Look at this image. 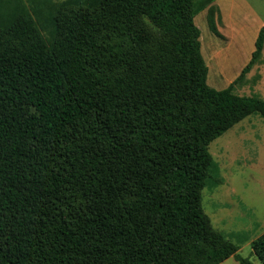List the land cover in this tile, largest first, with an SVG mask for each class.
Segmentation results:
<instances>
[{
	"label": "trees",
	"instance_id": "1",
	"mask_svg": "<svg viewBox=\"0 0 264 264\" xmlns=\"http://www.w3.org/2000/svg\"><path fill=\"white\" fill-rule=\"evenodd\" d=\"M197 9L15 0L0 21V264H252L201 193L210 143L264 117V99L207 84ZM251 249L264 264V233Z\"/></svg>",
	"mask_w": 264,
	"mask_h": 264
},
{
	"label": "rangeland",
	"instance_id": "2",
	"mask_svg": "<svg viewBox=\"0 0 264 264\" xmlns=\"http://www.w3.org/2000/svg\"><path fill=\"white\" fill-rule=\"evenodd\" d=\"M19 1L26 5V0ZM193 1L201 8L194 21L208 68L207 84L222 90L234 82V93L264 99V41L251 68L237 79L264 28V0ZM14 3L0 0V21L9 19ZM208 151L212 164L201 193L202 210L212 228L238 246L240 256L261 264L251 242L264 233V117L245 118L212 141ZM221 264L238 263L230 257Z\"/></svg>",
	"mask_w": 264,
	"mask_h": 264
}]
</instances>
